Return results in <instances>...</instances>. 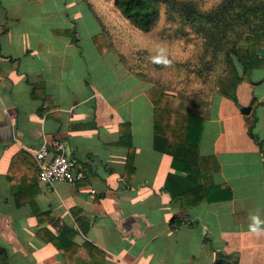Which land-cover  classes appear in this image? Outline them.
I'll list each match as a JSON object with an SVG mask.
<instances>
[{
  "label": "crops",
  "instance_id": "0c3cea01",
  "mask_svg": "<svg viewBox=\"0 0 264 264\" xmlns=\"http://www.w3.org/2000/svg\"><path fill=\"white\" fill-rule=\"evenodd\" d=\"M101 17L87 0H0V245L9 264H66L39 230L69 229L84 247L71 255L90 260L91 244L101 264H264V43L233 97L216 86L203 96L206 181L228 185L232 198L184 210L163 187L168 173H184L154 146L152 83L129 69ZM41 146L74 158L83 179L40 180Z\"/></svg>",
  "mask_w": 264,
  "mask_h": 264
},
{
  "label": "trees",
  "instance_id": "16d2710c",
  "mask_svg": "<svg viewBox=\"0 0 264 264\" xmlns=\"http://www.w3.org/2000/svg\"><path fill=\"white\" fill-rule=\"evenodd\" d=\"M109 1L124 19L143 33H152L159 21L164 19L168 35L172 39L167 42L166 28L158 31V47L154 50L148 46L140 48L146 54L138 64V68L140 65L145 72L146 65L152 66L161 76L146 90L153 103L154 146L171 155L177 162V168L184 173H168L164 189L169 192L172 200L179 201L184 210L201 202L231 199L232 191L228 185L206 181L211 161L208 156L199 154L203 121L206 117L203 96L216 86L220 93L233 97L235 86L240 81L249 79L254 58L258 57L257 49L264 43V0ZM105 10L110 11L108 8ZM175 41L182 42L181 51L177 49V45L174 48L176 51L173 50ZM95 43L98 44L96 38ZM189 51L191 56H173L175 53ZM150 55L156 56L152 62ZM121 56L127 60L124 53ZM234 60L242 66L241 75L237 73ZM128 66L136 73L137 67L129 61ZM160 69L173 76L175 85ZM191 72L196 77L199 74L213 76V81L209 80L206 82L208 85L190 92L184 81L190 80ZM137 74L147 77V73L144 75L138 71ZM39 81L32 90L33 96ZM166 87H172L175 92L166 91ZM129 149L127 167L130 168L133 159V147L130 143ZM39 234L59 247L66 264H96V258L99 264L102 263L104 254L91 244L97 255H90V260L80 255L84 247L73 241L75 232L72 229L47 235L39 230ZM73 249L77 254L80 251L79 256L71 255ZM0 264H9L7 251L1 245Z\"/></svg>",
  "mask_w": 264,
  "mask_h": 264
},
{
  "label": "rangeland",
  "instance_id": "374dc122",
  "mask_svg": "<svg viewBox=\"0 0 264 264\" xmlns=\"http://www.w3.org/2000/svg\"><path fill=\"white\" fill-rule=\"evenodd\" d=\"M209 0H206V2ZM101 5H100V4ZM87 4L90 7L95 8L97 13H101L103 18L102 22L104 24L110 25V28L107 30L108 32L111 31V33H108V41L117 48V50L121 53H124L127 60L134 65V67L138 68V64L140 60H142V57L146 54V51L141 50L140 48H143L144 46L150 47L152 50L158 47L156 43V39L158 38L157 32L162 30L163 28H166L167 23L164 19H161L159 21V24L154 28V31L152 33H143L141 31H138V29L134 28L126 19H124L118 11H116L113 8L112 3L109 0H87ZM103 8V9H102ZM108 8L110 11H106L105 9ZM111 8V9H110ZM73 28H71V32H73ZM167 36L165 37L167 39V42H171V38L169 37V31L167 28L165 29ZM155 42V44H154ZM166 42V41H165ZM182 42L175 41L173 50L176 49L175 45H177V49L181 51V45ZM154 46V47H153ZM175 48V49H174ZM176 51V50H175ZM191 52L188 53H175L173 54L176 58H183L185 56H189ZM191 56V55H190ZM122 57V56H121ZM152 55H150V58ZM123 58V57H122ZM139 58V59H138ZM155 57L151 58V62L154 60ZM173 61H175L173 59ZM151 64V63H150ZM152 65V64H151ZM174 69V68H173ZM142 74H146V78L150 79L151 83L153 84L157 80L161 78L159 72H155L152 68V66H145V71H143L142 68L137 69ZM161 70V69H160ZM190 70V67H189ZM165 77H167L171 83L174 82L173 76L168 73L167 71L164 72L161 70ZM188 73V71H187ZM202 73V72H201ZM205 74V73H203ZM190 80L187 79L185 82L186 88L188 91H195L198 89V87L206 86L208 85V81H213V76H206V75H200L196 77L194 73L191 72L189 74ZM207 82V83H206ZM162 83V82H161ZM175 85V83H173ZM166 91L169 92H175L172 87H166Z\"/></svg>",
  "mask_w": 264,
  "mask_h": 264
},
{
  "label": "built area",
  "instance_id": "2783aa9c",
  "mask_svg": "<svg viewBox=\"0 0 264 264\" xmlns=\"http://www.w3.org/2000/svg\"><path fill=\"white\" fill-rule=\"evenodd\" d=\"M33 156L38 164V177L40 180L52 184L57 181L73 182L81 180L84 174L77 171L76 161L63 151L53 155L49 154L46 146L33 151Z\"/></svg>",
  "mask_w": 264,
  "mask_h": 264
},
{
  "label": "clouds",
  "instance_id": "9594fccd",
  "mask_svg": "<svg viewBox=\"0 0 264 264\" xmlns=\"http://www.w3.org/2000/svg\"><path fill=\"white\" fill-rule=\"evenodd\" d=\"M253 219L254 220H256V224H250L249 225V230L251 231V232H253V233H257V234H259L262 230H261V228H259L257 225L259 224V223H261L257 218H255V217H253Z\"/></svg>",
  "mask_w": 264,
  "mask_h": 264
},
{
  "label": "water",
  "instance_id": "95a60500",
  "mask_svg": "<svg viewBox=\"0 0 264 264\" xmlns=\"http://www.w3.org/2000/svg\"><path fill=\"white\" fill-rule=\"evenodd\" d=\"M259 51H260V54H261L262 56H264V45H262V46L260 47V50H259ZM248 109H249V106H242V107H241V110H242V111H244V110L247 111Z\"/></svg>",
  "mask_w": 264,
  "mask_h": 264
}]
</instances>
